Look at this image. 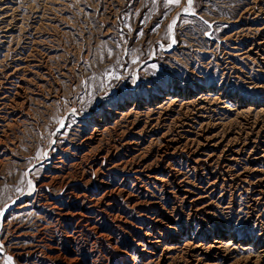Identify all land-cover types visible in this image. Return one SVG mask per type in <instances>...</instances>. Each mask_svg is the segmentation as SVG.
Instances as JSON below:
<instances>
[{"label": "rangeland", "instance_id": "rangeland-1", "mask_svg": "<svg viewBox=\"0 0 264 264\" xmlns=\"http://www.w3.org/2000/svg\"><path fill=\"white\" fill-rule=\"evenodd\" d=\"M186 7L188 0H0V244L12 264H145L136 252L145 227L165 239L175 236L174 219L186 227V209L170 211L176 174L167 175L168 192L139 193L123 184L122 166H111L118 160L143 169L145 152L156 159L165 130L136 132L167 104L179 107L180 95L213 100L223 92L212 107L218 110L205 113L228 123L229 134L246 119L262 125L264 0H192ZM106 154L94 173L95 159ZM105 186L135 196L125 203L118 192V205L88 203ZM230 191V209L218 204L216 220L230 231L247 223L252 233L264 206L251 210L246 193ZM119 206L127 222H118ZM0 264H7L2 253Z\"/></svg>", "mask_w": 264, "mask_h": 264}, {"label": "bare ground", "instance_id": "bare-ground-1", "mask_svg": "<svg viewBox=\"0 0 264 264\" xmlns=\"http://www.w3.org/2000/svg\"><path fill=\"white\" fill-rule=\"evenodd\" d=\"M260 45L264 48V40H262ZM179 93L181 92L179 91ZM223 94L221 92L213 100L201 99V96L198 98L192 97V99L187 94L180 95L181 98L185 97V99L180 105L178 104L179 107H177L175 102L167 104L166 111L163 113L160 110L161 113L157 118H153V121L152 119H146L147 121H145V124L143 123V127L139 131L137 130V134H143L146 130L150 132L155 126V128L160 126L165 130L163 135H161L162 133L160 134L162 140L159 141H161L162 145L156 152L155 160L158 161L157 163L152 158L150 161L148 159L150 156L146 152H143V155L141 154V159L139 157L140 164H142V161L144 162L143 169L132 165L129 168V162L127 161L118 162L117 160L114 163L112 162L113 165L111 166L113 169L122 166L121 180L123 184L132 185L139 193H143L147 190V187L161 188L168 192L166 184L169 186L171 183L167 175L171 177L176 174L178 176L173 181V188L168 192L169 197L172 198L170 211L174 213L182 205L187 211V218H185L186 227L184 228L182 223L184 218L174 219L172 221L174 224H171L174 226L170 228H174L176 232L175 236H171L169 239H165L166 234L160 229L155 232L153 227H145V236L143 235V238L136 240V252H140L146 257L148 262L145 264L151 262L155 264H264V218L256 217L257 223H255L256 227L251 230L253 231L252 233L248 232L247 223L238 229L235 228L230 231L228 226L220 224L216 218V206L218 204H220L223 212H228L230 209L231 202L227 203L226 200L228 191L231 192L230 189H232V193L239 191L247 194L249 209L252 210L253 207L259 204L264 206V122L259 126L257 117L251 119L252 122L245 117L246 120L243 123L242 130L229 134L226 131V124L228 123L216 122L205 113L218 110V108L214 107V109L212 107L222 102L223 98L221 96ZM165 97L168 100L172 98L170 96ZM123 112L118 111L117 115H123ZM243 113V110H240L238 115L242 116ZM236 118H239V116ZM95 120L96 122H102L101 118ZM118 121L120 120L118 119ZM217 124L222 127L219 131L217 130ZM88 138H91V135ZM107 154L106 156H98L95 159L93 168L96 169L94 173L101 171L100 167L104 163L103 161L100 167H96L98 166L96 165L97 160H106L109 156ZM184 164L188 167L186 173L189 174L188 171H193L194 177L190 176V174L185 175L186 173L182 170V165ZM154 166L156 167L154 168ZM118 192L124 193L125 203H128L135 196L134 191H129L128 188L122 187L118 189L110 186L103 189L102 195L98 196L99 198L95 199V197L90 201L88 200V203H101L104 207L114 204L118 205L114 200ZM140 203L138 201L134 206ZM118 209L115 216L121 219L118 222H122L123 218L126 217V213L123 211L122 206H119ZM165 219V215L157 218L158 221ZM125 220L127 222V218ZM115 223L117 224H115L116 226H119L117 221ZM197 224L199 227L195 230L194 227ZM205 225L211 228L207 234L204 232ZM228 232L229 234H227ZM227 236L230 238L229 241H227ZM238 241L239 243H237ZM0 253L6 256L7 259L10 257L3 243L0 244ZM78 259L77 257L72 261L76 262Z\"/></svg>", "mask_w": 264, "mask_h": 264}, {"label": "snow or ice", "instance_id": "snow-or-ice-1", "mask_svg": "<svg viewBox=\"0 0 264 264\" xmlns=\"http://www.w3.org/2000/svg\"><path fill=\"white\" fill-rule=\"evenodd\" d=\"M167 2L169 4H176L179 5L181 0H167ZM191 4H192V0H188V7L184 8L183 11L184 12H189L191 10ZM175 23V20L173 21V24ZM155 67V66H154ZM119 78V77H117ZM7 264H12V257H8L7 259Z\"/></svg>", "mask_w": 264, "mask_h": 264}]
</instances>
